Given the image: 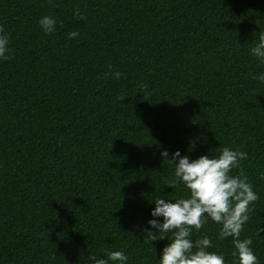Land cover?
I'll return each instance as SVG.
<instances>
[{
	"label": "trees",
	"instance_id": "16d2710c",
	"mask_svg": "<svg viewBox=\"0 0 264 264\" xmlns=\"http://www.w3.org/2000/svg\"><path fill=\"white\" fill-rule=\"evenodd\" d=\"M49 15L51 35L39 24ZM0 26V264H95L109 251L159 264L172 233L145 239L150 219L163 222L153 202L190 195L168 186L175 165L161 152L191 161L224 147L248 155L231 173L259 197L240 239L264 264V83L253 79L264 63L251 53L264 0H0ZM220 228L208 220L191 239L239 264Z\"/></svg>",
	"mask_w": 264,
	"mask_h": 264
},
{
	"label": "clouds",
	"instance_id": "9594fccd",
	"mask_svg": "<svg viewBox=\"0 0 264 264\" xmlns=\"http://www.w3.org/2000/svg\"><path fill=\"white\" fill-rule=\"evenodd\" d=\"M75 18L78 21L86 19L79 9L75 10ZM39 24L45 34L51 35L56 31L57 19L50 15L44 16ZM2 33L4 27L0 26V58L8 59L6 53L9 51V36ZM78 35V32L73 31L69 33V38ZM251 53L264 63V33L260 34L259 43L251 48ZM112 75L119 79L122 74L117 71ZM253 79L264 83V74L253 76ZM141 87L147 91V85ZM219 151L218 157L204 155L191 161L188 156H181L179 150L172 153L171 158L167 150L161 152L164 163L175 165V179L168 186L175 187L182 183L190 195L175 202L163 198L153 202L156 206L151 216L163 217V222L150 219L147 222L150 228L144 229L145 239L149 242L157 241V234L160 240L168 239V234L172 233V240L163 248L159 264H225L222 253L208 251L213 247L208 236L195 241L191 239L193 230L199 231L208 220L221 225L219 240L232 238L236 249L233 256H238L239 264H258V258L251 248L252 239L241 240L240 236L254 211L251 205L259 197L242 169L240 175H231L233 169L241 167V161L247 159L248 155L228 147ZM261 175L264 177V173ZM256 232L259 235L264 232V228L257 227ZM90 259L95 264H109L110 261L126 264L128 256L122 251H109L106 259H98L95 255Z\"/></svg>",
	"mask_w": 264,
	"mask_h": 264
}]
</instances>
